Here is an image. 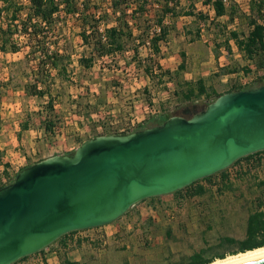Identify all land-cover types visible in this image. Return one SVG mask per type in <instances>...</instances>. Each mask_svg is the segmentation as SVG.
<instances>
[{
	"label": "rangeland",
	"instance_id": "374dc122",
	"mask_svg": "<svg viewBox=\"0 0 264 264\" xmlns=\"http://www.w3.org/2000/svg\"><path fill=\"white\" fill-rule=\"evenodd\" d=\"M16 1L23 6L29 3ZM92 1L107 12L86 28L87 35H101L106 27L121 25L124 33L131 32L123 51L97 55L95 38L83 43L78 20L66 17L62 8L46 37L28 43L14 35L10 43L19 50H0V157L8 163V169L0 164V176L14 177V169L23 163L72 151L76 143L111 134L130 119H142L134 126H151L159 113L176 111L179 91L186 82L183 73L195 74L202 58L226 49L223 41L228 29H248L241 14L233 22L227 15L215 17L207 0H170L168 7L177 15L163 14L165 0H116L121 10L115 15L110 12L111 0ZM231 2L239 12H251L253 0L225 1L226 5ZM252 13L257 16L255 8ZM158 19L166 36L155 54L150 35ZM8 22L2 10L0 28L5 29ZM1 37L8 35L0 31ZM213 39H218L220 48H215L218 43ZM44 49L63 55L57 61L60 71L49 67L41 55ZM181 51L185 58L181 59ZM173 53L178 56L170 58ZM223 57L234 59L231 53ZM176 60H184V69L167 73ZM205 69L210 73L211 66ZM39 90L43 96L36 94ZM223 171L198 181L203 187L199 194H193L195 185L146 198L111 223L77 230L53 244L84 250L100 259L108 250L118 251L111 255L112 264H184L195 253L205 258L215 253L232 255L245 237L249 213L264 195V152Z\"/></svg>",
	"mask_w": 264,
	"mask_h": 264
},
{
	"label": "water",
	"instance_id": "95a60500",
	"mask_svg": "<svg viewBox=\"0 0 264 264\" xmlns=\"http://www.w3.org/2000/svg\"><path fill=\"white\" fill-rule=\"evenodd\" d=\"M264 150V83L219 94L190 117L99 134L20 169L0 186V264L113 222ZM239 264H264V255Z\"/></svg>",
	"mask_w": 264,
	"mask_h": 264
},
{
	"label": "trees",
	"instance_id": "16d2710c",
	"mask_svg": "<svg viewBox=\"0 0 264 264\" xmlns=\"http://www.w3.org/2000/svg\"><path fill=\"white\" fill-rule=\"evenodd\" d=\"M170 2V0H165L161 11L163 14L170 13L172 15H177L172 7H168ZM207 2L212 4L217 17L226 14L228 16L229 22H233L241 15L246 18L247 25L251 29L246 35L243 34L242 39H239L236 31H228V35L234 38L239 49L245 50L248 55H251L256 51H264V0H253V3H251V12L248 14L239 12L240 10L238 9V6L235 2H231L228 5H226L223 0H207ZM254 2L258 3L254 4ZM0 3H2L0 13L2 10H5L6 17L9 21L5 29L0 28V31H3L8 35L6 38H0L1 51L17 52L19 50L17 45L10 43V38L14 35H19L23 38H26L28 43H32V41H39V37H46L48 29L56 24V18L61 8L66 17L71 16L78 20V26L80 28L78 35L83 43L89 44V38H95L93 50H96L98 53L97 55L99 56L113 55L123 51L126 40L131 37V32L129 31L128 33H124L122 26L118 24L106 27L103 34L101 35H97L95 33L87 35L85 31L86 28L89 27L93 22H98V19L107 12L103 9H99L100 7L93 4L92 0H29L28 5L26 6L19 4L16 0H0ZM109 8L113 15L119 13V10H121L116 0H111ZM254 8L257 11V16L252 13ZM140 10H144L143 7H141ZM22 13H24L23 17H21ZM186 14L191 13L187 12ZM158 25L160 26V31L152 35L150 39L151 48L155 54L159 53V42L164 40L166 36V29L164 28L162 19H158ZM41 55L45 56L46 60H48L47 62L49 63V67L60 71L57 61L63 55H60L58 51L48 53L45 49L41 51ZM146 72L148 73L147 70ZM188 93H192V90L190 89ZM36 94L43 96V91L39 90ZM187 94L183 95L185 99L189 98V95ZM217 96L218 95H215L211 101ZM202 108L199 109L195 104L192 106L186 105L179 110L159 116V119L156 120V123H153L152 125L160 124L162 121L172 115H183L185 117H190ZM146 126L148 125L142 124L139 129ZM262 152H264V150L242 157L236 160L235 163L241 159L248 158L252 155ZM0 164H2L4 167L8 166L7 163H2L1 157ZM224 172L225 171H220L215 174H224ZM213 175L204 177L200 180H209ZM198 181H195L189 186L176 192L188 190L189 188L197 185ZM202 191L203 187L201 185H197L193 194H199ZM70 233L63 235L61 238L66 237ZM225 240L231 241V239ZM260 246H264V195L262 198L257 199L255 209L249 213L246 220L245 237L243 240L239 241L236 249L237 251H232L231 254ZM224 254L225 253H215L213 256L205 258L200 253H195L190 257L189 261L184 264H206L213 261L215 258L225 257Z\"/></svg>",
	"mask_w": 264,
	"mask_h": 264
},
{
	"label": "crops",
	"instance_id": "0c3cea01",
	"mask_svg": "<svg viewBox=\"0 0 264 264\" xmlns=\"http://www.w3.org/2000/svg\"><path fill=\"white\" fill-rule=\"evenodd\" d=\"M207 4L211 7L214 16L217 17L212 4L210 2H207ZM223 16L226 17V14ZM247 28V30L243 27L241 29L238 28L239 30L237 28H233L228 29V31H236L239 39H242L243 34L246 35L251 29L248 25ZM216 42L218 43V39H213V43ZM223 43L225 44L226 49L220 50L219 55H207L205 59H201L199 71H197L195 74L191 72L183 73L186 82L185 86H182L183 88L179 91L180 103H177L178 105L175 107L176 110H179L186 105L192 106L195 104L196 106H199V102L203 105H206L215 95H219L231 90L246 89L264 83V51H256L253 54L248 55L245 50L239 49L234 38L230 37L229 35L224 38ZM215 48H220V44L218 43L215 45ZM230 53L234 55V59L223 57ZM179 54L181 59L185 58L183 51H181ZM176 56H178V54L173 53L170 58H175ZM257 57H260L261 59L257 61ZM221 60L223 61L221 62ZM184 63V60H176V63L172 65L169 71L167 69L166 72L171 74L173 72L182 70L184 69ZM207 66H211L210 73H208V69H205ZM174 67L175 69H173ZM218 67L221 68L220 72L217 71ZM190 89L192 90V93H188ZM185 94L189 95V98L185 99L183 96ZM166 114L167 112L163 111L159 113L158 116ZM81 142L76 143L73 147V150ZM72 151L67 149L64 151L50 153L47 156L62 153L69 154L72 153ZM32 163L33 162L29 164L23 163L21 167H16L14 169L13 176H15V174L20 169ZM9 166H11V164ZM4 169H8V166L4 167ZM12 178L13 177H11L9 181H11ZM116 252L118 251L108 250L107 254L103 256L102 259H100L99 257L101 256L90 255L91 253H87L84 250H79L76 248L74 249L68 245L51 243L40 251L28 255L18 261L23 260L21 264H112L114 261L111 255L112 253L117 254Z\"/></svg>",
	"mask_w": 264,
	"mask_h": 264
},
{
	"label": "bare ground",
	"instance_id": "6f19581e",
	"mask_svg": "<svg viewBox=\"0 0 264 264\" xmlns=\"http://www.w3.org/2000/svg\"><path fill=\"white\" fill-rule=\"evenodd\" d=\"M264 255V246L256 247L246 251L227 255L223 258H216L206 264H239L247 260H251Z\"/></svg>",
	"mask_w": 264,
	"mask_h": 264
},
{
	"label": "built area",
	"instance_id": "2783aa9c",
	"mask_svg": "<svg viewBox=\"0 0 264 264\" xmlns=\"http://www.w3.org/2000/svg\"><path fill=\"white\" fill-rule=\"evenodd\" d=\"M223 1L225 2L226 0H223ZM159 31H160V27L158 25L154 26L152 28V30H151L150 37L152 35L158 33ZM141 120L142 119H136V120L135 119H130V123H124L125 125L122 126L121 129L114 130V131L111 132V134L127 133V132H131V131H135V130L139 129V127L141 125L134 126V124L141 122ZM9 180H10V178H8V177H6L4 175L0 176V186H3L5 184L9 183L10 182Z\"/></svg>",
	"mask_w": 264,
	"mask_h": 264
}]
</instances>
